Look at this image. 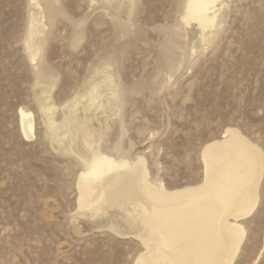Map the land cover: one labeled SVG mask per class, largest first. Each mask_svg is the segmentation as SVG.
<instances>
[{
  "label": "rangeland",
  "instance_id": "rangeland-1",
  "mask_svg": "<svg viewBox=\"0 0 264 264\" xmlns=\"http://www.w3.org/2000/svg\"><path fill=\"white\" fill-rule=\"evenodd\" d=\"M109 1L0 0V264H133L138 240L105 226L122 211L89 217L77 209V174L93 149L143 156L150 179L169 189L201 181V148L226 127L264 152V0H224L206 48L194 25H180L183 0ZM44 3L57 14L49 18ZM33 15L32 61L25 40ZM103 75L112 115L85 136L72 102ZM48 104L57 106L54 119L65 118L53 131ZM20 107L33 112L31 139L20 131ZM242 224L235 264H264V176Z\"/></svg>",
  "mask_w": 264,
  "mask_h": 264
},
{
  "label": "bare ground",
  "instance_id": "bare-ground-1",
  "mask_svg": "<svg viewBox=\"0 0 264 264\" xmlns=\"http://www.w3.org/2000/svg\"><path fill=\"white\" fill-rule=\"evenodd\" d=\"M28 1L33 7H43L41 0ZM181 3L180 25L185 30L194 25L198 42L208 47L219 33L220 10L226 3L224 0ZM44 4L49 18L53 17L57 9ZM35 21L33 15L25 40V51L32 61L39 53L35 36L40 29ZM37 79H43L40 72ZM109 87V77L103 75L79 101L72 102L74 107L78 106L76 118L85 136L107 128L112 109L108 95L103 92ZM56 107L54 104L42 107L46 114L44 122L51 131L65 124V118L57 121L51 116ZM18 114L21 133L31 139L33 112L20 107ZM83 144L91 148L88 139ZM200 159L203 165L200 182L169 189L162 181L150 179L143 156L130 160L93 149L92 157L89 161L83 159L85 167L77 174V209L89 217L101 216L112 208L122 211L120 220L111 218L105 226L113 233L132 235L138 240L141 250L133 264H235L246 234L242 220L253 213L259 198L264 152L237 127L229 126L219 138L202 146Z\"/></svg>",
  "mask_w": 264,
  "mask_h": 264
}]
</instances>
